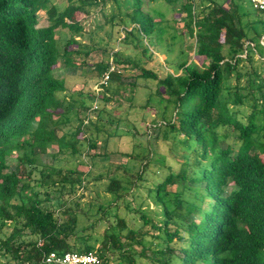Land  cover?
Listing matches in <instances>:
<instances>
[{"label": "trees", "instance_id": "16d2710c", "mask_svg": "<svg viewBox=\"0 0 264 264\" xmlns=\"http://www.w3.org/2000/svg\"><path fill=\"white\" fill-rule=\"evenodd\" d=\"M205 1L199 4L208 9L196 13L193 0H66L60 10L50 0H0V264H43V255L66 251L94 252L100 264H264V62L262 70L251 65L255 55L264 56V12L244 10L238 0ZM107 3L109 16L102 8ZM154 3L184 14L201 62L179 52L175 65L164 62L178 75L137 69L136 79L156 87L144 108L155 105L157 133L147 138L139 159L127 155L138 166L124 193L118 180H108L113 213L111 205L99 207L94 223L104 229L94 239L80 234L70 207L46 206L56 199L48 185L43 183L41 194L30 186L38 165L60 196L86 175L73 170L60 176L40 164L49 148L78 154L74 143L84 139L90 111L88 106L70 140L58 135L68 108L56 94L69 89L55 69L83 65L89 47L74 39L85 31L84 19L75 14L86 17L91 6H100L110 29L119 20L122 39L135 35L147 52L142 41L154 46L161 22L148 10ZM38 12L46 15L47 26L37 27ZM117 33L111 39L119 45ZM102 52L106 57L97 72L113 69L106 85H98L107 96L110 83L122 78L117 66H135L116 52L108 62L110 51ZM76 57L82 60L76 63ZM135 80L127 84L132 90Z\"/></svg>", "mask_w": 264, "mask_h": 264}, {"label": "rangeland", "instance_id": "374dc122", "mask_svg": "<svg viewBox=\"0 0 264 264\" xmlns=\"http://www.w3.org/2000/svg\"><path fill=\"white\" fill-rule=\"evenodd\" d=\"M199 1L193 0L196 13L208 9L207 7L201 8L202 5H206L207 1L203 0L202 5L199 4ZM215 1L223 3V0ZM239 1L244 10H251L249 0ZM50 2L57 10L66 5V0H50ZM99 7L91 6L87 8L89 13L86 17L79 13L75 14L78 19H84L85 31L75 35L74 39L79 44H85L89 47V54L83 60V65H76L74 68L69 69H62L61 65H58L55 69V75L64 79L66 87L69 89L65 94H56V97L64 99L68 108V114L66 115L68 120L58 127L60 130L58 135L62 133L66 141L70 140V132H73L76 122L85 119L84 113L88 110V106L90 108V111L87 112V120L84 121L86 123L83 128L84 139L74 143L78 154L72 155L68 149L57 151L53 147L39 156L41 165L52 167L54 171L60 173V176L67 171L73 172V170L81 171L86 175L80 182L81 185L74 184L70 189L63 188V191L67 192H64L62 196L57 193L58 186L51 187L49 184L50 179L43 178L41 176L43 173L38 172L39 165L33 171L30 181V186L40 194L43 193L45 186L43 183L48 185L51 188L49 193L55 196L56 199H51L46 206L54 209V211L61 204L70 207L76 213L77 227L82 232L80 234H88L94 239L99 238L104 229L102 223H94L98 218L99 207H109L113 203L114 195L105 191L108 180H118L121 186L119 192L124 193L137 170L138 163L134 159H139L144 154L147 138H152L157 133L156 125L160 117L159 113L155 112V105L150 103L147 108H144L146 100L156 96V87L151 80L136 79L137 69H149L160 76H164V73L178 75V72H174V65L178 60L179 52H181V57H184L187 61L194 59L197 64L201 62L200 59L194 57L193 53L196 50V45L194 39L190 38L185 30L183 13L170 10L161 3L147 6L150 13L152 12V16H155V19L159 17L161 22L158 26L157 36H155V45L153 46V43L148 44L147 41L143 40L142 44L147 48V52H143L137 44L138 39L135 35L131 34V36L122 39L124 33L121 30L122 26L119 25V20L114 21L115 28L113 29H110L109 24L104 23L103 16L97 11ZM109 7L108 3L102 7L107 16L111 15L109 14ZM112 11L115 13L114 9ZM153 11H156L159 16ZM124 20L126 19L124 18ZM47 24L46 15L38 12L37 27H45ZM97 27L99 28L97 29ZM125 29L130 31L132 26L128 25ZM118 30V40L121 41L119 45L112 41L113 38L118 36ZM111 37L113 38L111 39ZM112 44L113 49L110 48ZM103 49L110 51V54L112 53L107 57L108 62L114 61V53L116 52L118 55L116 58L125 59L135 66L134 68L126 64L117 66L116 70L122 75V78H120L121 80H113L110 85L108 84L109 86L107 85L108 89L105 91L107 96L99 93L100 75L96 67L101 61H105L106 56L102 52ZM150 54L152 55L151 58H149ZM81 60L82 57H76L75 62L79 63ZM164 62L174 65L169 66ZM263 62L264 56L259 58L255 55L251 65L258 70H262ZM133 79H136L134 90L127 85ZM227 84L231 85L232 82L227 81ZM79 91L81 95L73 94ZM102 96L106 97V100H100ZM96 97L97 99L94 100ZM79 102L80 105L83 102L86 108H81ZM93 106L96 108L93 109ZM240 110L242 115H247V112ZM57 112L60 113V110H57ZM105 136L109 138L105 140ZM20 154L21 151L18 152V156ZM104 154H106L105 157H103ZM127 155L135 158L129 159ZM15 157L16 154H13L8 161L10 168L14 165ZM83 163L85 165H81ZM26 168L29 167L26 165ZM51 179L59 181L60 177L54 175ZM72 180H75V176H72ZM110 207V213H113V206ZM119 208L118 213L121 215L123 210L122 207Z\"/></svg>", "mask_w": 264, "mask_h": 264}, {"label": "built area", "instance_id": "2783aa9c", "mask_svg": "<svg viewBox=\"0 0 264 264\" xmlns=\"http://www.w3.org/2000/svg\"><path fill=\"white\" fill-rule=\"evenodd\" d=\"M255 11L264 12V0H249ZM112 67L100 75L98 85L105 86ZM93 109L96 107L93 106ZM92 110V109H91ZM43 264H100V258L94 252H71L62 253L50 252L42 257Z\"/></svg>", "mask_w": 264, "mask_h": 264}]
</instances>
